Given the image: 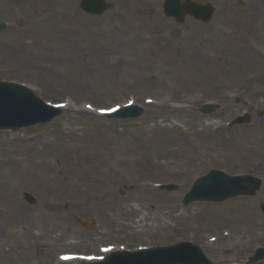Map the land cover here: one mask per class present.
Segmentation results:
<instances>
[{
  "label": "rangeland",
  "instance_id": "374dc122",
  "mask_svg": "<svg viewBox=\"0 0 264 264\" xmlns=\"http://www.w3.org/2000/svg\"><path fill=\"white\" fill-rule=\"evenodd\" d=\"M103 1L108 9L99 16L84 13L82 0L0 3V23L7 25L0 31V59L3 54L8 59L5 66L0 62V81L25 85L63 109L47 125L0 132V264H86L63 263L60 254L104 258L110 253L103 249L182 242L201 247L213 264H247L264 248V0H189L213 6L208 22L187 14L181 22L167 18L165 0H156L157 6ZM93 26L113 36L109 47L92 43ZM80 42L109 49L113 71L101 75L95 88L69 95L60 74L81 75L76 65L66 60L60 67L57 60L67 59L68 47ZM99 51L87 55L82 73L99 66L95 62L105 56ZM189 51L209 61L205 71H185L182 58ZM246 59L254 63L242 64ZM204 82H213L215 93ZM209 103L219 108L213 117L201 113ZM129 104L143 107L141 118L101 114ZM164 105L170 107L164 115L149 113ZM245 113L249 124L227 126ZM171 124L182 132L173 140L166 130ZM206 134L210 142L203 140ZM27 142L47 154L32 156ZM213 169L257 177L261 190L185 207L193 183ZM171 208L190 216L194 234L183 237L187 227L168 214ZM144 215L148 221L139 223Z\"/></svg>",
  "mask_w": 264,
  "mask_h": 264
},
{
  "label": "water",
  "instance_id": "95a60500",
  "mask_svg": "<svg viewBox=\"0 0 264 264\" xmlns=\"http://www.w3.org/2000/svg\"><path fill=\"white\" fill-rule=\"evenodd\" d=\"M180 0H168L166 13L175 16L179 21L183 20L182 10L195 16L196 19L209 21L213 15L210 5L198 6L187 3L182 8ZM82 8L89 14L102 15L108 6L101 0H83ZM182 9V10H181ZM3 25L0 29H3ZM179 33L174 32L177 37ZM204 114L215 111L213 106H205ZM61 114V110L51 108L40 99L36 98L30 91L10 83H0V130H18L22 127L48 123ZM142 114L137 107H129L116 113L114 118L127 119L136 118ZM250 117H240L234 124L248 123ZM260 181L253 177H230L220 171H213L207 177L198 180L192 191L184 200L185 205L196 201H210L215 203L224 202L229 198L238 196H251L260 189ZM172 191L175 187H167ZM30 203H34L31 196H27ZM264 259V250H259L257 255L251 259V263ZM101 264H211L201 249L189 243L178 246L146 250L139 253H117Z\"/></svg>",
  "mask_w": 264,
  "mask_h": 264
},
{
  "label": "bare ground",
  "instance_id": "6f19581e",
  "mask_svg": "<svg viewBox=\"0 0 264 264\" xmlns=\"http://www.w3.org/2000/svg\"><path fill=\"white\" fill-rule=\"evenodd\" d=\"M1 2H2V0L0 1V3ZM145 4L146 5H150V6H157L158 2L156 0H145ZM156 12H155V14H156ZM51 22H52V20H49L47 22V24H43V30L44 29L48 30L49 28H47V27L51 26L50 25ZM51 29H52V27H51ZM98 29L99 28H96V26H93V29H92L93 31H92L91 35L95 36L96 38L92 39V40H94V41H92V43L95 45V44H97V42H99V44L97 46L102 47V48L109 47V44H107V39H109V40L114 39L113 36H109L108 34L103 33L104 30H102V29L98 30ZM114 32L117 33L116 31H114ZM200 33L201 32L195 33V36H198V34H200ZM192 38H193V36H192ZM67 39L69 40V38H67ZM96 48L98 50H103L102 52L101 51H99V52L100 53H104L105 56L103 58L99 59L100 63L95 62V64L99 65L98 67L94 68V66H93V67H91L89 69H85L87 72L82 73V72H84V70L80 68V65H82V62L85 60V58H87V55H89L90 52H92V51L96 52L97 51ZM96 48L93 45L92 46L91 45H86L85 46V45H83L80 42V44H74V45L68 47L70 52H68L66 54V56H65L67 59L57 60L58 61V65L60 67H63V66H61V64H63L64 61L66 62V60H68L70 64L76 65V69L75 70H77L78 73H80L79 75H81V76L77 75L76 78L74 79L71 75L67 76L65 74L66 75V78H65L63 73L60 74L62 80H64V82H65L64 86L63 87L61 86V88L65 92H68L67 94L71 95L70 92H72V93L73 92H78L77 89L78 90L79 89H84L83 91H86V90H89V89L91 90V88H95L96 82H98L102 78L101 75L105 74V72L107 73V72L113 71L112 67L114 66L113 61H114L115 58L108 51H105V50H109V49H99L98 47H96ZM3 52H6V50L3 51ZM92 58L94 59V56H92ZM2 59L4 60V66L7 65L8 59L6 58V54H3ZM29 60L33 61L34 60V56H30ZM182 61L184 62L185 71L188 72L189 74L192 73V72H194V74L198 73V72L202 73L203 71H205L207 69L206 63L209 62L200 53L195 52V51H189L188 54H186V57L182 58ZM247 62L249 64L250 63L251 64L254 63L251 59H246V61H244L242 64H246ZM49 66L50 65L46 64L47 68ZM51 68L55 69L54 67H51ZM43 71L48 73V74L52 72V71H45V70H43ZM57 80H60V79H57ZM75 81L77 83H79V85L72 86L73 83H75ZM204 85H206L205 87H207L206 89H207L208 92L215 91L214 88L216 86H214L213 82L212 83L204 82ZM217 88H221V87L218 86ZM29 89L32 90L34 92V94L37 95V92L35 90H33L31 88H29ZM93 90H95V89H93ZM213 93H215V92H213ZM149 110H150L149 113L156 114V113H159V112H163V115H164L168 110H170V107L164 105L163 108H161V109H156L154 107H151V108H149ZM183 112L186 113V111H183ZM176 126H177L176 124H171V128L166 129L167 131H169V135L171 137V140L174 139V135H176V136L178 134L182 135L181 130L177 129ZM203 138H204L203 140L206 141V142H210L211 141L210 135H208V134H206V137L203 136ZM181 139L182 140L179 139L181 142L185 141L182 137H181ZM27 144H29L30 146L27 145ZM27 144H25V145L30 147V148H27V150H29L30 152L33 151L32 156L38 157V156H42L44 154H47L45 152V150H46L45 148L41 149L40 147H38V145L30 144L29 142H27ZM1 157H3V156H1ZM4 162L3 163L1 162V163L4 164ZM95 182H97V181H95ZM187 187H188V185L185 186V189ZM143 189H144V191L152 190L148 186H145ZM147 203L150 204V205L154 204V203H151V202H148V201H147ZM205 209H206L205 211H212V210H208L209 208L208 209L205 208ZM151 210H153V209L150 208L149 209V214H148V216L150 218L152 216V211ZM168 214L171 215L172 217H175L177 220H179L180 225H182L183 227H187L185 232H184V235H183L184 238L188 237L189 234L191 235V233L194 234L196 229H193L194 223L191 222L192 220H191L190 216L178 215V212H177L176 208H171ZM147 221H148V217L147 216L145 217V215H144V217H142V219H140L139 223H143V222H147ZM142 226H143V224H142ZM247 245H248V243H243V245H241V247H247ZM66 252H68V251H63L61 253V256L69 254V253H66ZM90 254H92V253H90ZM90 254H88V255H90ZM66 259L70 260V259H72V257H67V258L65 257L64 260H66ZM87 260L90 261V259H87ZM92 260H95V259H92Z\"/></svg>",
  "mask_w": 264,
  "mask_h": 264
},
{
  "label": "snow or ice",
  "instance_id": "6c2138e0",
  "mask_svg": "<svg viewBox=\"0 0 264 264\" xmlns=\"http://www.w3.org/2000/svg\"><path fill=\"white\" fill-rule=\"evenodd\" d=\"M89 107H91V106H89ZM103 251H110V249H103ZM82 259H90V260H92V259H103L102 257H83Z\"/></svg>",
  "mask_w": 264,
  "mask_h": 264
}]
</instances>
